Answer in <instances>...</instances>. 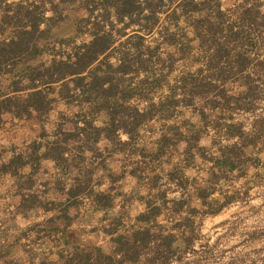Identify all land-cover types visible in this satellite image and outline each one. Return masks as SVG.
Segmentation results:
<instances>
[{
  "label": "trees",
  "instance_id": "obj_1",
  "mask_svg": "<svg viewBox=\"0 0 264 264\" xmlns=\"http://www.w3.org/2000/svg\"><path fill=\"white\" fill-rule=\"evenodd\" d=\"M60 1L70 4L75 0ZM162 1L103 0V11L99 14L95 13L97 8L92 5L88 7L87 17H85L87 26L82 30L83 33L90 36L89 40L77 43L74 36L58 38V33L53 31L55 13H59L54 0H33L26 3L0 0V32L2 35L6 33L9 38L0 43V55L4 60L14 58L13 64L16 69L14 75L18 77L15 80L16 89H32L26 98H20V102L17 104L18 110H24L27 113L28 105H30L40 117L54 108V103L57 101L56 97H59L67 103H76L79 110L75 112L77 118L71 119L72 130H65L63 125L59 123L53 130L52 136L62 134L66 136L64 139H68L69 137L92 133L91 139L96 142L103 132L107 138L115 139L120 145L130 144L133 138L138 135L139 128L146 121L154 118V107L158 106L159 110H164L166 106L162 101L156 103L150 101L146 103L144 108L140 109L138 103H131L135 97L136 100H145L143 96L145 91L142 89L154 81V71L146 63H149L150 60H157L156 48L158 46L151 47L146 44V41L158 29L161 18L159 6ZM183 1L187 2V0ZM204 1L189 2L191 14L200 11L202 8L199 7V3ZM46 3H50L51 6L47 8ZM110 4L117 7L116 20H123L125 17L128 19L123 27L124 35H128V37L125 48L118 51L120 54H115L117 53V46H115L116 39L112 31L114 23L111 18ZM146 9L147 12H145ZM46 10L52 11L53 14L45 16ZM217 10L218 15L221 16L223 11L219 0ZM249 10L247 11L248 14H244L243 20L249 16ZM252 15L250 14L249 17ZM205 18L206 16L203 15L189 22L194 29L195 37L200 39L201 44L209 39L208 34L212 33V28ZM142 20L143 23H141ZM203 20H205L204 23H202ZM262 23L264 24V14ZM42 24H46V27H42ZM135 24L139 26L137 28L131 27ZM247 24L252 25V20ZM247 24L241 23L238 27L231 25L228 26L227 30L223 27L219 29V33L225 37V41L216 42L213 44L214 48L208 49V51L213 49L209 56L206 54L204 60L210 71L209 74H205L201 78H194L193 82H189V84L184 81V89L190 88L184 92L183 97L176 100L177 102H182L185 106H195L196 99H199L202 118L207 117L206 109L208 108L210 110L220 108L223 110L228 108L244 111L254 110L255 101L258 98L256 91L258 85L255 87L250 85L252 72L249 70V62L252 58L241 50L233 52L234 49L228 47L230 41L239 43L236 46L247 44L241 40L245 37V25ZM108 25L111 28L107 27ZM128 28L130 30L127 31ZM164 30L166 35L174 36L175 34L167 25ZM166 43L178 45L175 38H166ZM146 53H148L147 58H143ZM112 57L118 58L119 62L117 64L112 62ZM202 69L199 68L197 71L202 73L204 71ZM141 71L147 73L142 81V92H137V87L132 86L131 83L126 84L125 80L121 79L123 77L116 76L117 73L125 75L130 72L140 73ZM245 71L247 74L240 75ZM24 79L29 82L25 85H18V82L24 83ZM235 83L245 87L240 94H235L233 88L230 87ZM50 93L58 96L52 95L50 97ZM102 111L108 117L107 123L103 127L95 126L92 120L96 114ZM229 117L230 119L225 120V122L217 123L214 128L223 131L226 135L225 138L234 139V142L227 145L220 144L218 155L207 154L210 158L206 160L210 161L211 164L206 172L207 178L203 180L204 184L201 185L197 178L193 177L194 183L191 185L194 190L190 192V185L185 186L189 178L184 183L177 182L181 175L177 170L170 171L167 173L169 182H174L178 189L182 190H180L179 196L169 198L168 190L160 188V184H158L162 175L160 172L155 173L151 177L149 198L144 200L145 210L136 216V222L126 226L119 220L120 222L117 221L111 227L105 228V231L111 235L112 247L110 251L104 250L102 246L96 243H90L88 246L71 244L68 236L65 239L67 244H71V249L60 254V264L173 263V254L181 246L180 240L185 237L183 235L186 233L185 229L188 230L189 227H192L190 224H184L183 221H190L191 216L196 215L199 211L196 206H192V197L199 199L202 207L208 206L203 210L204 213H217L227 204V201L220 202L217 208H211L213 202L210 203L208 200L216 191L215 184L221 182L227 173L242 165L244 162L242 159L247 156L244 151V139L247 135L255 132L257 125L253 122L249 132L245 129L243 122L232 121V114ZM79 121H83V125H80ZM189 126L192 129L195 127L194 124H189ZM88 129H91V132H88ZM121 131L128 134V140L121 139ZM196 135V138L201 137L198 133ZM249 143L250 145L255 144L254 139H247L246 144ZM51 148L55 151L64 150L59 140H52ZM256 159L260 161V156H257ZM190 165L189 162L184 164V166ZM131 173L138 178L141 177L134 169L131 170ZM109 175L113 176L112 174ZM183 176H185L184 173ZM153 189L158 191L153 194L151 192ZM175 190L177 191V189ZM97 195L96 202L102 206H109L110 197L107 193L100 192ZM177 215L180 218H177ZM160 216L169 221L170 225L159 222ZM121 227H124V230L119 232ZM67 231L68 235L72 233V230ZM14 264L23 263L14 262Z\"/></svg>",
  "mask_w": 264,
  "mask_h": 264
},
{
  "label": "rangeland",
  "instance_id": "obj_2",
  "mask_svg": "<svg viewBox=\"0 0 264 264\" xmlns=\"http://www.w3.org/2000/svg\"><path fill=\"white\" fill-rule=\"evenodd\" d=\"M10 1L26 3L33 0ZM219 2L223 5L221 16L218 15L217 10L218 0L200 2L199 7L202 8L200 11L191 14L187 20V16H182L180 22L175 25L168 21L165 13L160 14L158 29L146 41V44L151 47L158 46L156 48L157 60H150L149 63H146L154 71V81L142 89L145 91L143 92L145 100L134 103L144 105L150 101L155 103L162 101L166 104L165 109L159 110L158 106L154 107V119L147 121L139 128L138 135L127 145V155L117 153L116 156L111 155L109 158V161H116L115 175H118L121 170L123 171L122 166L126 165L125 168L136 170L141 177H134L127 173L121 180L115 179L116 182L113 184L114 206L110 209L92 210L88 200L84 204L85 209L82 217L85 223L95 221L96 218L105 214L114 217L115 222L121 221V219L131 222L132 218L145 210L146 206L142 198H149L151 177L155 173L160 172L162 175L158 184H160V188L168 190L169 198L179 196L180 190H182L178 189L174 182L168 180L167 173L173 170H177L181 175L177 182L184 183L189 178L185 186L190 185L189 190L193 192L192 178L196 177L201 185L207 178L206 172L211 164L206 160L210 158L209 155H218L220 144L227 145L234 142L232 139L225 138L224 132L216 130L214 126L230 119L231 114L233 116L231 120L243 122L245 129L249 132L252 129V123L255 122L257 125L255 132L247 135L244 139V151L247 155L242 159L244 162L235 171L227 173L221 182L215 184L216 191L208 200L210 203L213 202L211 208H217L223 201H227V204L217 213H204L203 210L208 206L202 207L200 200L192 197V206H196L199 211L196 215L191 216L190 221H183L184 224H190L192 227H187L188 230L185 229L186 233L183 234L185 237L181 238V246L173 254V263L171 264H264V24L262 23L264 0H219ZM54 4H56L59 13H55L53 31L58 33V38L74 36L77 43L89 40L90 36L82 32L87 26L85 19L87 10L88 7L94 5L97 8L95 13H101L103 11L102 0H75L70 4L54 0ZM45 6L49 8L51 4L46 3ZM163 8L166 10L170 6L166 4ZM248 9H250L249 16L253 14L254 21L252 16L243 20L244 14H248ZM52 14V11L46 10L45 16ZM203 15L206 16L212 33H209V39L201 44L200 39L193 33V27L188 22ZM246 20L248 23L252 20L253 24L248 25ZM204 22L205 20L202 23ZM241 23L247 24L245 25V37L241 39L247 44L236 46L239 43L230 41L228 47L234 49L233 52L241 50L252 58L249 62V70L252 72L250 85H254V87L258 85L255 108L253 111L236 108L225 110L223 108L217 110L208 108L206 109L207 117L202 118L199 99H196L195 106H185L182 102L176 101L183 97L184 92L190 88L187 87L185 90L183 82L186 81L189 84V82H193L194 78H201L203 75L209 74L210 71L204 60L206 54L209 56L213 49L209 51L208 49L214 48L213 44L216 42L225 41V37L221 36L219 29L223 27L227 30L228 26L238 27ZM114 25L112 31L118 41L117 51H119V49L125 48V45L120 46V44L127 36L119 34V29L122 26L120 23ZM166 25L175 32L174 36L166 35L164 30ZM41 26L46 27V24ZM166 38L177 39L178 45L167 44ZM145 51L147 52V50ZM147 56L148 53L143 55V58H147ZM199 68H203L202 71H204L202 73L197 71ZM245 72L240 75L247 74V71ZM145 77L146 74L143 72L141 76L134 79V82L145 79ZM230 87L233 88L235 94H240L245 89L236 83ZM53 96L58 95L53 94ZM56 98L54 109L46 117L48 129L54 130L58 121L63 122V127L66 129L73 128L70 122L72 118H77L75 112L79 110V106L73 102L67 103L59 97ZM242 102L244 101L242 100ZM189 124H194V129ZM196 133L201 137L196 138ZM250 138L254 139L255 144H246V140ZM105 144L107 141H101L99 146L103 147ZM257 156H260V161L256 159ZM186 162L191 165L184 166ZM151 192L154 194L157 191ZM76 207L75 205L70 209L72 218L76 216ZM176 217L180 218L178 215ZM158 221L170 225V222L163 216H160ZM84 228L86 232L95 234V227L86 225ZM79 232L81 231L79 230ZM89 235L91 236V234ZM68 236L72 242L78 238L73 231ZM94 242L95 237L90 238L89 241H86L85 246ZM102 247L106 251L111 250V244L105 248ZM50 261L49 259L41 260L42 264H53ZM7 263L14 264V261Z\"/></svg>",
  "mask_w": 264,
  "mask_h": 264
},
{
  "label": "crops",
  "instance_id": "obj_3",
  "mask_svg": "<svg viewBox=\"0 0 264 264\" xmlns=\"http://www.w3.org/2000/svg\"><path fill=\"white\" fill-rule=\"evenodd\" d=\"M182 1L163 0L159 6L161 13H165L168 21L173 25L178 24L182 16H187L186 20L190 18L189 2L201 0H187L183 3ZM166 4L170 8L165 10L163 6ZM220 5L223 10V5L221 3ZM109 8L113 23L122 25L119 34L128 37L124 35L123 29L128 20L127 17L116 20L117 7L110 4ZM147 11L146 9L145 12ZM138 26L135 24L131 27ZM8 39L6 33L2 35L0 32V43ZM126 39L120 46L125 45ZM117 42L115 40V46L118 49ZM115 54L120 53L117 51ZM13 61L14 58L4 60L0 55V264H8L7 262L10 261L42 264L41 260L44 259L51 260L53 264H60V254L70 250L72 243L85 246L86 241L94 237V243L105 248L111 244V235L105 231V228L111 227L115 219L105 214L96 218L95 221L85 223L82 217L84 204L88 200L92 210L112 208L115 199L113 194L115 179L121 180L127 173L137 177L131 173L133 169L125 168L126 165L122 166L123 171L121 170L119 176L115 175L116 161H109L111 155L116 156L117 153L127 155L128 147L118 144L115 139L110 140L103 132L96 142L91 139L92 133L68 139H64L66 136L62 134L52 136L53 130L48 129L46 117L54 108L40 117L30 105H28L27 113L24 110H18L17 104L20 98H26L32 89H16L15 80L18 77L14 75L16 69ZM111 61L115 64L119 62L116 57H112ZM143 72L147 76L145 71L130 72L125 75L117 73L116 76L123 77L121 79L125 80L126 84L131 83L132 86L137 87V92H140L143 79L137 82H134V79L141 76ZM128 76L130 77L125 79ZM23 82H18V85H25L29 81L24 79ZM52 95L50 93L49 96ZM135 98L131 100V103L140 101ZM145 105L138 103L140 109ZM93 119L91 118L95 126L103 127L108 117L102 111ZM59 123L64 126V123L59 121L55 125ZM79 124L83 125V121H79ZM64 129L72 130V128ZM90 130L88 129V132ZM120 137L122 140L129 139L128 134L123 131L120 132ZM52 140H59L64 150L52 149ZM101 141H107V144L100 147ZM100 192L109 195V206H102L96 202L95 199ZM146 198L143 197L142 200ZM75 205L77 206L76 216L72 218L70 209ZM121 222L126 226L133 224L136 222V216L131 222L125 219H121ZM86 225L95 227V234L86 232L84 228ZM67 230H72L78 237L75 241H71L70 245L65 239L68 238ZM123 230L124 227H121L119 232Z\"/></svg>",
  "mask_w": 264,
  "mask_h": 264
}]
</instances>
